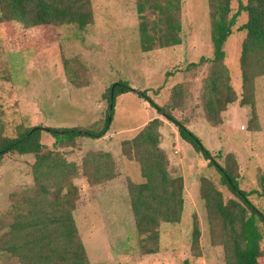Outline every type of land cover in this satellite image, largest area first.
<instances>
[{
    "label": "rangeland",
    "instance_id": "1",
    "mask_svg": "<svg viewBox=\"0 0 264 264\" xmlns=\"http://www.w3.org/2000/svg\"><path fill=\"white\" fill-rule=\"evenodd\" d=\"M138 1L90 0L93 18L85 30L48 25L26 33L9 32L0 23V134L15 137L19 128L40 126L43 152H57L74 165L67 178L79 189L74 217L91 264H226L217 227L208 221L199 199L202 177L215 182L229 198L220 173L136 92L117 97L110 128L100 138L78 136L69 146L60 147L47 131L51 127L103 129L108 89L115 82L127 81L133 89L147 91L158 105L168 103L172 87L180 84L185 125L215 161L232 170L240 188L254 192L249 198L264 213V76L256 79L253 103L240 104L243 89L238 67L245 34L238 28L247 21V14L237 18L235 33L225 44V64L237 100L222 112L219 124H213L202 110L210 66L188 68L202 56L213 55L208 0H180L182 43L150 51L141 49ZM240 1L247 2L231 0L232 14ZM158 116L164 121L160 147L170 172L184 178L185 204L180 222L162 223L159 250L150 254L139 248L126 191L129 181L142 180L140 167L125 152L124 144ZM101 153L110 155L101 160L111 161L115 176L92 186L87 178L97 173L94 162ZM33 161L34 154L0 160V233L7 230L15 206H22L25 195L36 192ZM195 215L200 237L193 247ZM0 264L18 262L0 251Z\"/></svg>",
    "mask_w": 264,
    "mask_h": 264
},
{
    "label": "trees",
    "instance_id": "2",
    "mask_svg": "<svg viewBox=\"0 0 264 264\" xmlns=\"http://www.w3.org/2000/svg\"><path fill=\"white\" fill-rule=\"evenodd\" d=\"M208 3L209 39L213 55L202 56L198 62L190 63L188 68L204 64L210 66L204 82L202 110L209 121L219 124L222 112L237 100L230 71L225 64V44L235 33L234 28L241 13L247 14V21L238 28L245 34L238 67L243 89L241 105L253 103L256 79L264 76V0L240 1L238 10L233 14L231 0H208ZM180 4V0L138 1L143 51L182 43ZM150 15L155 18L151 20ZM92 18L90 0H0V23L5 24L9 32L26 33L28 29L48 25H74L79 30H85ZM26 38L30 39L29 36ZM27 40H24V44H28ZM181 86L175 84L169 102L158 105L147 91H137L127 81L115 82L108 89V108L103 129L51 127L47 131L55 138L54 145L60 147L69 146L68 142L78 136L100 138L110 128L117 97L125 92H136L158 110L159 116L174 124L181 138L209 160V164L220 173V182L227 187L229 198L215 182L202 177L199 199L205 204L208 221L217 227V234L225 248L226 264H264V213L249 198L254 192L240 188L232 170L215 161L199 136L185 125L182 92H178ZM159 116L146 123L124 144L125 152L140 167L142 180L129 181L127 186L140 240L139 248L150 254L159 250L157 241L162 223L180 222L185 204L184 178L170 172L168 157L160 147L164 121ZM42 129L40 126L19 128L15 137L0 134V160L5 156L10 158L34 154L35 161L31 165L36 185L34 196L26 194L23 205L17 204L11 211L7 230L0 233V251L18 264H91L74 217L79 189L67 178L68 170L74 165L57 152H43ZM102 156L109 158L110 155L101 153L95 160L94 169L97 173L89 174L87 178L92 186L115 176L111 161L101 160ZM197 222L195 215L193 247L198 246L200 237Z\"/></svg>",
    "mask_w": 264,
    "mask_h": 264
},
{
    "label": "crops",
    "instance_id": "3",
    "mask_svg": "<svg viewBox=\"0 0 264 264\" xmlns=\"http://www.w3.org/2000/svg\"><path fill=\"white\" fill-rule=\"evenodd\" d=\"M125 188H126V185H125ZM127 193H128V189H126ZM128 197H129V193H128ZM130 200V199H129Z\"/></svg>",
    "mask_w": 264,
    "mask_h": 264
}]
</instances>
